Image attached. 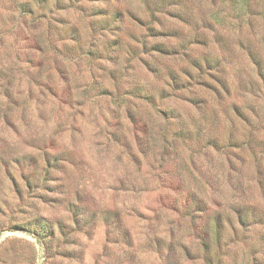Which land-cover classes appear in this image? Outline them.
I'll list each match as a JSON object with an SVG mask.
<instances>
[{"label":"rangeland","instance_id":"obj_1","mask_svg":"<svg viewBox=\"0 0 264 264\" xmlns=\"http://www.w3.org/2000/svg\"><path fill=\"white\" fill-rule=\"evenodd\" d=\"M0 264H264V0H0Z\"/></svg>","mask_w":264,"mask_h":264}]
</instances>
